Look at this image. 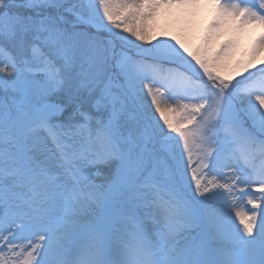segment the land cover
Segmentation results:
<instances>
[{"label": "snow or ice", "instance_id": "6c2138e0", "mask_svg": "<svg viewBox=\"0 0 264 264\" xmlns=\"http://www.w3.org/2000/svg\"><path fill=\"white\" fill-rule=\"evenodd\" d=\"M0 264H264V0H0Z\"/></svg>", "mask_w": 264, "mask_h": 264}, {"label": "rangeland", "instance_id": "374dc122", "mask_svg": "<svg viewBox=\"0 0 264 264\" xmlns=\"http://www.w3.org/2000/svg\"><path fill=\"white\" fill-rule=\"evenodd\" d=\"M113 31H116V29H113ZM134 39V37L132 38ZM252 39V36H248L245 38V44H247L250 40ZM137 44H141L142 47L144 48H148L150 47L149 44L141 42V41H136ZM197 95V93L193 92L190 94L189 99L187 100H180L178 101L176 104H172L170 103L167 99H163L161 106L162 107H177L179 105H183V104H188L189 105V109L191 108L192 104L195 103V96ZM148 101L150 103V98H148ZM190 128H192V131L194 133L192 140H191V149H192V158L193 160H197L199 158V156L202 154L205 145L203 144V142L200 140L199 135L197 134V130L196 128H194L193 126H189ZM98 170L100 173H106L107 169L105 168V166L100 165L98 166ZM88 172L90 174L92 173H96L97 172V168H89ZM92 178L95 180V182L97 183H102L104 181V175H93ZM253 195L258 196V193H253ZM231 211L234 213L235 211H254L251 208V205L247 204V199L245 198L243 201L237 200L235 201V207L231 209ZM238 224V221H237Z\"/></svg>", "mask_w": 264, "mask_h": 264}, {"label": "trees", "instance_id": "16d2710c", "mask_svg": "<svg viewBox=\"0 0 264 264\" xmlns=\"http://www.w3.org/2000/svg\"><path fill=\"white\" fill-rule=\"evenodd\" d=\"M82 27H85L86 28L88 26H82ZM109 27H111V26H109ZM93 31H95V29H93ZM103 35H104V37H106L107 36V33H104ZM238 78H240V77H238Z\"/></svg>", "mask_w": 264, "mask_h": 264}]
</instances>
